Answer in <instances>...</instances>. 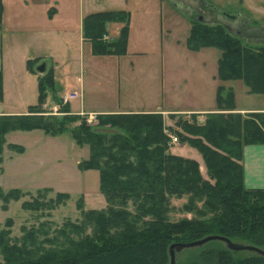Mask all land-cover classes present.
<instances>
[{"label":"trees","instance_id":"trees-1","mask_svg":"<svg viewBox=\"0 0 264 264\" xmlns=\"http://www.w3.org/2000/svg\"><path fill=\"white\" fill-rule=\"evenodd\" d=\"M130 17V11L123 9L86 15L82 31L84 39L91 43L92 53L125 54ZM110 22L121 25L112 40L105 37ZM186 45L194 51L219 49L217 76L220 80H241L250 92L264 93V46L250 47L226 23L211 25L201 19L190 20ZM35 60L39 62V58ZM44 62L47 61L41 63ZM28 66L36 72L31 61ZM38 82L39 100L26 113L0 114V153L6 135L13 130L43 129L58 133L63 129V121L82 119L72 129L79 144L90 146L89 157L81 162L80 168L99 171L100 189L107 207L82 209L83 223L91 225V233L61 248L10 244L8 228L12 219H7L8 228H0V251L4 260L0 264H169L171 243L192 241L209 234L264 246V188L246 187L243 167L244 147L264 143V111L247 115L236 112L233 89L219 85L217 111L206 113L203 121L195 113L190 118L173 115L175 128H172L161 112L101 113L97 114L98 126H90L86 123L87 116L70 112L68 102L62 104L63 99L55 93L51 66L39 74ZM48 91L61 104L60 111L65 113L62 122L56 117L39 115ZM3 94L0 70V100ZM165 129L183 143L197 148L207 177L202 174L198 160L170 152L171 137ZM184 194L191 195L189 208L207 218L180 222L168 219L169 198ZM20 197L19 189L4 192L0 187L4 209L11 200ZM67 197V193L60 192L55 201L49 200L43 206L52 207ZM197 200L203 202L204 211L196 207ZM130 201L136 206L135 213L128 208ZM34 206L43 207L38 198L23 202L24 208ZM208 212L212 215L208 216ZM30 233L24 232L25 238ZM184 264H264V256L251 251L242 256L228 249L223 241L213 240Z\"/></svg>","mask_w":264,"mask_h":264},{"label":"rangeland","instance_id":"rangeland-1","mask_svg":"<svg viewBox=\"0 0 264 264\" xmlns=\"http://www.w3.org/2000/svg\"><path fill=\"white\" fill-rule=\"evenodd\" d=\"M144 6L148 7L144 9ZM120 8L130 11L132 19L131 43L127 53L93 54L91 43L81 40L79 13L88 15L99 10ZM65 14L67 22H64L63 46L49 40H34L28 28L18 30L20 25L23 28L28 26L25 16L18 17L15 14L14 21L10 22L16 29L6 33L7 42L14 48L18 46L19 53L25 56V60L20 62L12 59L14 74L11 79L8 78L7 87V104L15 106L19 112L28 110V105L38 102V77L41 73L37 67L42 60H46L47 66H50L52 60L47 57L52 54L60 55L55 93L63 95L72 90L80 93L78 98L69 100L74 110L80 109L81 103L87 109H111L117 108L120 103L141 107L155 104L170 107L177 103L189 107L188 104L202 102V106L207 108L215 103L211 79L217 73V60L221 52L215 47L201 51L187 48L190 20L201 19L211 25L226 23L234 34L245 38L246 45L264 46V13L247 11L239 0H86L83 7H78L75 0L74 7L66 10ZM228 15L235 16L239 22ZM118 25L116 22L107 24L108 36L116 32ZM38 55L43 57L39 62L35 60ZM29 61L33 63L36 72L29 69ZM11 80L18 81L16 86ZM199 81L207 83L201 84V90L197 92L199 83H202ZM21 82L27 85L15 91V87L23 85ZM232 84L237 91L240 106H264V95H247L241 90L246 86L240 80ZM63 103H66L64 99ZM45 104L39 115L56 117L58 122L64 120L65 113L60 111L61 104L54 99L51 91L46 94ZM91 114L95 117L92 115L89 121ZM80 115L87 116L88 125L98 126L97 113L81 111ZM197 118L203 121L206 114L201 117L197 115ZM81 120L63 121V129L58 133H47L43 129H17L6 135L0 153V187L4 192L11 189H19L21 192V197L11 200L5 209L0 200V228H8L7 219H12L8 228L10 244L44 249L64 247L71 240H78L86 233H91V225L83 223L82 209L107 207L105 195L100 189L99 171L80 168L81 162L90 154V146L79 144L72 134V129L77 128ZM170 124L175 128L174 120ZM181 144L184 143L180 139L173 142L170 152H179L199 160L201 172L207 177L201 153L189 144L185 143L183 147ZM60 192L67 193L68 197L52 207L43 206L44 203L49 204V200L55 201ZM35 198L39 199L43 207H23L24 201H33ZM190 199V194L171 196L168 219L180 222L207 218L203 213L196 212V209L189 208ZM202 206L203 202L197 200L196 207L204 211ZM128 208L136 212L133 201L128 203ZM207 215L212 213L208 212ZM24 232L31 233L25 238ZM205 244L176 251V264L191 260ZM238 254L247 256L250 251L240 250ZM0 261L4 262L1 251Z\"/></svg>","mask_w":264,"mask_h":264},{"label":"crops","instance_id":"crops-1","mask_svg":"<svg viewBox=\"0 0 264 264\" xmlns=\"http://www.w3.org/2000/svg\"><path fill=\"white\" fill-rule=\"evenodd\" d=\"M126 1L128 2V0ZM76 2H77L78 7L79 6L83 7L86 4V0H76ZM74 3H75V0H0V11H1L0 70L3 72V92H4L3 99L0 100V114H20V113H26L28 111L26 110L23 112H19L15 109L16 108L15 106L7 104V87L9 84L8 80L11 79L12 75L14 74L12 72V69H14V63L12 59L14 60L17 59V61L19 62L25 60L24 54L19 53V47L17 46L16 48H14L12 47V45H10L7 42L8 38L6 36V33L8 32L12 33L16 29L15 27L10 25V22L14 21L13 16H15V14L18 17L25 16V21L28 23V26H24L23 28V25H20V27L18 26L17 29L23 30V29L28 28L29 32L33 35L34 40H45V41L49 40L52 43L61 44V46H63L65 44V39H64V34H63V31L65 30L64 22L65 23L67 22L65 13H66V10H71L74 7ZM239 3H241L245 7V9L251 13L252 12L264 13V0H239ZM147 7L148 6H144V9H146ZM109 10H116V9H109ZM99 11H103V10H99ZM85 16H86L85 13H79V23L81 22V40L83 42L87 41L84 39L83 33H82L83 18ZM130 20L131 21H130V26H129L127 50L131 43L130 32H131V27H132V19L130 18ZM119 25L115 33L113 32L111 36H108V34L106 35L107 37H110L109 38L110 40L115 39L116 36L118 35V31L121 26ZM203 49L205 48H202L198 51H201ZM125 54H121V55H125ZM58 57H60L59 54H54V55L52 54V55H49V57H47L52 60V63H49V65L53 68L55 82H56V75L58 71L57 69L59 68V63H60L58 62ZM37 58L41 60L43 57L38 55ZM132 66H133V63H132ZM217 69H218V60H217ZM211 81L214 85V90H215V95H214L215 103L213 104L212 107H207V108L202 106V102L188 104L189 107H182L177 103L170 107H163V105H159V104L142 106V107L137 106V105L136 106L134 105L126 106L120 103V105L117 108H111V109H87L81 103L80 109H76V110L71 108L70 101H68V104H69L70 110L73 113H79L81 111H85L88 113L94 112L97 114L128 113V112H161L164 115L166 124L171 125L170 123H172L174 120L172 117L173 115H175L177 118L179 115L189 116L190 114L195 113L199 117H201L208 112L217 111V108H218L217 103H216L217 88L219 85H224L226 88H232L234 91L236 112L245 114V113H250L254 111H264V106L263 107H244V106L239 105L237 101V91L232 84L233 81H239V80L222 81L218 78L217 73H216L215 75H213ZM161 82L162 84L164 83L163 73H162ZM199 82H202V81H199ZM241 82L243 83V81ZM11 83L16 86V83H18V81L11 80ZM21 83L23 85L21 87H19V85L15 87L14 88L15 91L22 90L21 88L27 85V84H24V82H21ZM204 83H207V82L199 83L197 92L201 90L200 88L201 84H204ZM245 86L246 88H243V89L241 88V90H243L247 95H253V94H257L261 96L264 95V93H252L249 91L248 86L247 85ZM69 92L71 91H66L63 95L59 94L58 96L63 97L65 94H68ZM119 92L121 93V90H119ZM16 101L21 104L19 100H16ZM29 106L30 105H28V107ZM184 145L185 143L181 144L180 146L183 147ZM177 154L183 155L179 152ZM243 167H244L245 186L248 188H264V143L248 144L244 147Z\"/></svg>","mask_w":264,"mask_h":264},{"label":"water","instance_id":"water-1","mask_svg":"<svg viewBox=\"0 0 264 264\" xmlns=\"http://www.w3.org/2000/svg\"><path fill=\"white\" fill-rule=\"evenodd\" d=\"M46 63L47 62L40 63L39 66L37 67V71L43 73L47 68ZM212 240L223 241L228 249L234 251L249 250L251 252L264 256V249L258 245L246 243V242L234 241L231 238L220 234H209L200 239H196L192 241H176L171 243L169 246V255H170L169 264H176V251L181 250L183 248L201 246Z\"/></svg>","mask_w":264,"mask_h":264},{"label":"built area","instance_id":"built-area-1","mask_svg":"<svg viewBox=\"0 0 264 264\" xmlns=\"http://www.w3.org/2000/svg\"><path fill=\"white\" fill-rule=\"evenodd\" d=\"M79 96H80V93L78 91L74 90V91L69 92L68 94H65L63 99L66 102L70 99L78 98ZM92 115L93 114H91V116L88 117L89 121H91ZM93 117H95V116L93 115ZM165 131L168 132L169 136L171 137V142H177L178 141V138L176 135L171 133L168 129H165Z\"/></svg>","mask_w":264,"mask_h":264},{"label":"flooded vegetation","instance_id":"flooded-vegetation-1","mask_svg":"<svg viewBox=\"0 0 264 264\" xmlns=\"http://www.w3.org/2000/svg\"><path fill=\"white\" fill-rule=\"evenodd\" d=\"M208 7V6H207Z\"/></svg>","mask_w":264,"mask_h":264}]
</instances>
